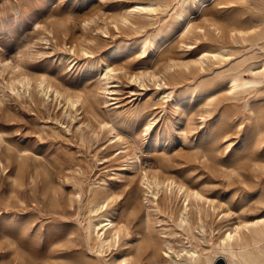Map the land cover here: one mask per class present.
I'll list each match as a JSON object with an SVG mask.
<instances>
[{
    "label": "rangeland",
    "instance_id": "1",
    "mask_svg": "<svg viewBox=\"0 0 264 264\" xmlns=\"http://www.w3.org/2000/svg\"><path fill=\"white\" fill-rule=\"evenodd\" d=\"M263 34L264 0H0V264H226L264 217Z\"/></svg>",
    "mask_w": 264,
    "mask_h": 264
},
{
    "label": "bare ground",
    "instance_id": "2",
    "mask_svg": "<svg viewBox=\"0 0 264 264\" xmlns=\"http://www.w3.org/2000/svg\"><path fill=\"white\" fill-rule=\"evenodd\" d=\"M238 32V31H237ZM240 32H242L241 30H240ZM243 33V32H242ZM261 36H263V38H264V34L263 35H261ZM261 39V38H260ZM214 55H216V54H214ZM213 55V56H214ZM251 69V68H250ZM249 69V70H250ZM108 70V72H110V71H112L113 69H107ZM254 74L255 75H261V76H264V61L260 64V69L257 71V72H254ZM260 76V77H261ZM257 76H255L254 78H256ZM258 79V78H257ZM251 80H240V78H238V77H236V76H234L233 78H231V88H232V90H236V89H238V88H242V86H244V85H246L247 83H249ZM41 84V83H40ZM251 84V83H250ZM248 85V84H247ZM49 87L50 88H52V85H49ZM49 90V89H48ZM51 90V89H50ZM50 92V91H49ZM45 93V92H44ZM46 94V93H45ZM73 104V103H72ZM75 104V103H74ZM76 105V104H75ZM74 106V105H73ZM71 107V106H70ZM74 108V107H73ZM76 108V107H75ZM149 127V126H148ZM155 181H157V179H155ZM170 181V180H169ZM171 182H173L174 183V181L173 180H171L170 181V183ZM175 182H177V181H175ZM154 183H156V182H154ZM157 184V183H156ZM159 184V183H158ZM169 185V184H168ZM174 185V184H173ZM176 185V184H175ZM150 188V187H149ZM178 189L179 190H184L183 192L184 193H182V194H184V196H185V199H187L190 195H195V196H199L200 194L198 193V192H196V191H193L192 189H190L191 190V192H189L188 190H187V188H185V187H183L182 185H178ZM182 192V191H181ZM155 194H157V191L155 192ZM181 194V195H182ZM152 195H154V194H152ZM180 195V194H179ZM202 195V194H201ZM195 196L193 197V198H195ZM156 198V197H155ZM181 198H182V196H181ZM184 198V197H183ZM198 198H200V200L202 201V197H198ZM190 200V199H189ZM196 200V199H195ZM208 200V199H207ZM102 201V200H101ZM109 201V200H108ZM185 202V201H184ZM104 205H106L105 203L103 204V203H94V205L92 206L93 208H92V211L93 212H95V213H97L98 214V212L99 211H101L102 210V208H103V206ZM185 206H184V210L186 209V207H187V204L185 203L184 204ZM106 207V206H105ZM183 209V208H182ZM188 209V208H187ZM183 210V211H184ZM182 211V210H181ZM97 214H95V215H97ZM109 214V213H108ZM182 214V213H181ZM94 215V216H95ZM188 215V214H187ZM100 218H103L102 220H100ZM242 220V219H241ZM264 220V217H261V218H259V219H256V220H246V221H244V222H242V223H238V224H236V225H233V226H231L230 228H229V230L228 231H226L223 235H222V237L219 239V242H218V244H217V249L214 251V252H216L215 254H218L217 256L218 257H221L222 259H224L225 260V262H226V264H244V263H240L238 260H237V262H236V260L234 261V257H236V254H237V252H236V250H233L232 248H233V239H234V237H236V236H238V235H240V230L242 229V228H247L248 229V227L249 226H251V225H256V227H257V224L259 223V222H262ZM235 223V222H234ZM90 225H92V227L96 230V232H97V235H98V240H99V244H98V246H97V249L98 248H102V250L104 249L103 247L104 246H109V241H110V243H111V241L112 240H115L117 237L119 238V231H120V228H119V226L115 223L114 224V222L112 221V219H111V217L109 216V215H106V214H100L99 215V217L97 218V219H95V220H90V222H89V225H88V227H90ZM262 227H264V226H262ZM257 229V228H256ZM259 229V228H258ZM91 230V229H90ZM246 230V229H245ZM250 230V229H249ZM247 231V230H246ZM258 232H257V234L259 235V236H263L264 235V229L263 228H261V229H259V230H257ZM88 232V231H87ZM91 232V231H90ZM90 232H89V234H90ZM242 235V234H241ZM240 235V236H241ZM245 235V234H244ZM244 235H242V236H244ZM240 236H238V239H239V237ZM91 238V237H90ZM245 239H246V237H245ZM252 239V238H251ZM263 239V238H262ZM240 240V239H239ZM247 240V239H246ZM241 241V240H240ZM239 241V243L242 245V243H243V241L244 240H242L241 242ZM115 242V241H114ZM150 242V241H149ZM247 242V241H246ZM245 241H244V244L246 243ZM97 244V243H96ZM246 245V244H245ZM244 245V246H245ZM236 246V245H235ZM234 246V247H235ZM240 246V245H239ZM113 247V246H112ZM240 248H241V246H240ZM239 248V249H240ZM194 249V248H193ZM101 250V249H100ZM170 250V249H169ZM99 251V250H98ZM235 252H236V254H235ZM185 254L187 255V258L189 259V262L187 263V264H196L195 262V257H196V255H197V257L199 256V254H197L196 252H195V250H186L185 251ZM163 255L164 256H168L169 255V251L168 250H165L164 252H163ZM179 255V254H178ZM183 255V254H182ZM238 255V254H237ZM243 258H245V257H243ZM171 259V258H170ZM236 259V258H235ZM250 259V258H249ZM249 259H247L248 261H249ZM253 259V258H252ZM251 259V260H252ZM120 260V259H119ZM199 260V259H198ZM212 260H213V258H212ZM116 263H117V261H115ZM124 262V261H123ZM201 262V261H200ZM254 262H255V260H254ZM115 264V263H114ZM160 264H165L164 263V260H162V262H160ZM209 264H213V263H209Z\"/></svg>",
    "mask_w": 264,
    "mask_h": 264
}]
</instances>
